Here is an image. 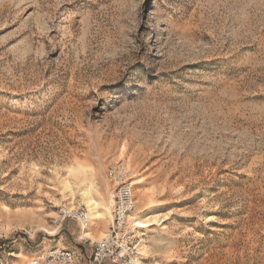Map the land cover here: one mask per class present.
Here are the masks:
<instances>
[{
    "label": "rangeland",
    "instance_id": "rangeland-1",
    "mask_svg": "<svg viewBox=\"0 0 264 264\" xmlns=\"http://www.w3.org/2000/svg\"><path fill=\"white\" fill-rule=\"evenodd\" d=\"M119 160L139 264H264V0H0V264L91 250Z\"/></svg>",
    "mask_w": 264,
    "mask_h": 264
},
{
    "label": "built area",
    "instance_id": "built-area-1",
    "mask_svg": "<svg viewBox=\"0 0 264 264\" xmlns=\"http://www.w3.org/2000/svg\"><path fill=\"white\" fill-rule=\"evenodd\" d=\"M106 178L113 188L109 192L111 216L108 232L93 244L89 264H139L140 253L132 235L130 215L135 207L132 171L119 160L111 163ZM76 221L82 229L90 222L89 210L81 205L60 209L58 221ZM31 264H80L68 248L54 247L42 252Z\"/></svg>",
    "mask_w": 264,
    "mask_h": 264
},
{
    "label": "crops",
    "instance_id": "crops-1",
    "mask_svg": "<svg viewBox=\"0 0 264 264\" xmlns=\"http://www.w3.org/2000/svg\"><path fill=\"white\" fill-rule=\"evenodd\" d=\"M75 223L78 225V228L80 230L79 238L88 242V240L91 239V237H90L91 235L89 236L88 232L87 233L84 232L83 235H81L82 231H85L88 228V226L85 229H82L77 222H75ZM68 234L71 235L72 232L68 231ZM86 235H87V237H85ZM95 242L96 241H94V242L92 241V244H94ZM77 246H78V248L76 249V251H78L79 254H77L73 250L72 251L75 253L78 262L80 264H89V261H90L91 255H92V251H93V245H92L91 250L87 246H85L84 243H78ZM104 264H109V263H104Z\"/></svg>",
    "mask_w": 264,
    "mask_h": 264
}]
</instances>
